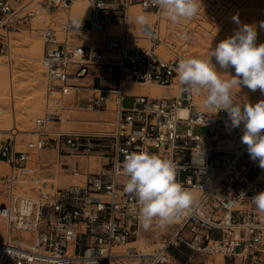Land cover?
Returning <instances> with one entry per match:
<instances>
[{
    "label": "built area",
    "instance_id": "obj_1",
    "mask_svg": "<svg viewBox=\"0 0 264 264\" xmlns=\"http://www.w3.org/2000/svg\"><path fill=\"white\" fill-rule=\"evenodd\" d=\"M77 1L0 0V54L9 50L11 35L31 27L40 13L70 11ZM87 1L89 16L80 17V30L69 26L72 16L62 28L78 39L94 33L100 37L92 46L65 43L48 23L40 31L41 65L52 100L70 96L92 111L112 105L113 128L50 127L63 118L46 110L37 119L36 137L24 149H17L15 139L0 146L10 171L0 176V217L5 221L0 264H195L192 255L203 257L196 264H212L216 257L223 264H264V212L251 201L264 191V169L241 142L243 130L230 128L225 111L204 107L206 91H184L176 72L179 61L188 58L187 39L194 30L206 29L204 12L214 8L212 1L202 0L198 15L187 23L170 22L152 0ZM133 6L154 21L136 23ZM148 84L175 86V93L151 97L130 92L132 86ZM125 98L133 99L132 106H123ZM141 149L171 159L177 180L197 197L163 229L156 221L143 229L139 204L124 191V158ZM200 149L203 167L193 164ZM44 150L55 151L60 169L81 182L59 186L31 168L29 152ZM91 156L103 161L97 171L85 172L79 158ZM145 235H152V247L116 250Z\"/></svg>",
    "mask_w": 264,
    "mask_h": 264
},
{
    "label": "rangeland",
    "instance_id": "obj_2",
    "mask_svg": "<svg viewBox=\"0 0 264 264\" xmlns=\"http://www.w3.org/2000/svg\"><path fill=\"white\" fill-rule=\"evenodd\" d=\"M12 1L26 3L31 0ZM211 1L214 4V8L205 11L204 16L207 21L214 23V26L210 25L205 20L202 25L206 29H196L192 32L191 36L186 41L185 53L187 57L205 58L212 48H215L220 41L232 35L234 30L242 24L255 25L257 28L256 42L257 44L264 43V27L260 26L261 22H264V0ZM80 4V7H83L84 11L87 13V15L84 16L88 17L89 5L83 2H80ZM134 7L133 9L131 8V13L134 18L139 14H144L147 17L148 22L154 21L155 17L153 15L143 13L137 6ZM70 15L75 16L72 10H59L50 15L44 12L40 13L38 18L31 24V27L23 28L19 32L11 35L9 50L4 54H0V146L9 144L11 139H15L17 141V149H24L25 143L36 137L35 132L38 128L37 119H39L46 110L60 113L63 118L62 123H51L49 126H55L66 131H75L74 129L77 128V126H84L85 122L95 123L99 119H104V116L101 114L106 110H89L83 105H78L76 100L70 96L63 97L61 100H58L57 98L52 100L48 94L47 80L44 69L41 65L43 49V40L40 34L41 29L48 23L52 24L53 28L57 30L58 38L65 43L73 41L77 44H87L92 46L94 40L100 37L99 34L94 33L89 37L78 39L75 35L73 36L72 33L64 31L62 23ZM234 17L238 18V21L234 20ZM182 22L187 23V21ZM116 30L117 28H114V31ZM213 63H215L214 58ZM229 72L232 75L235 74L232 69H230ZM223 78L227 79L230 77L228 74H223ZM149 85L162 92H168L173 89L172 87L165 89L155 84ZM261 99H264V94H262L259 89L255 92H252L243 86L241 89H233V100L235 103L241 105L247 103L255 104ZM122 104L125 107H130L133 104V99L125 98ZM110 107L111 106H109L108 109H110ZM109 116L110 121L107 122L108 129H104L105 131H109L113 128L114 113L110 112ZM240 127L243 130V125ZM80 128L83 129L81 131L86 129V127ZM95 131L99 130H92L89 132ZM58 159L59 157L57 153L52 150L29 152V166L36 170L37 173L48 177L53 183L59 185L61 180H67L70 181V183L81 182V180H76L62 171L57 164ZM90 159L93 160V162L90 161ZM81 160H83L84 163V165L81 163V167L85 172L97 171L99 169L98 164L103 161L94 156L80 157L79 161ZM43 163L49 165L41 167ZM88 166H90L91 170ZM9 172L8 165L0 157V176L8 175ZM3 202L4 199L0 193V206ZM4 238L5 221L0 217V240H4ZM139 239L144 242L142 247L138 244L133 245V247H152V235L148 237L145 235ZM184 255L191 256L187 250L184 251ZM183 260H186L184 256ZM201 261H203V257L200 255H192V262L196 264ZM212 264H223V262L220 257H216Z\"/></svg>",
    "mask_w": 264,
    "mask_h": 264
},
{
    "label": "clouds",
    "instance_id": "obj_3",
    "mask_svg": "<svg viewBox=\"0 0 264 264\" xmlns=\"http://www.w3.org/2000/svg\"><path fill=\"white\" fill-rule=\"evenodd\" d=\"M152 4L170 22L180 23L198 15L202 0H152ZM233 19L238 21L236 17ZM135 22L146 25L148 20L146 15L139 14ZM82 23L83 18L78 16H72L68 21L76 30H80ZM260 26L264 27V22ZM256 41V26L242 24L212 48L205 58L181 59L176 72L184 91L194 94L206 91L204 107L214 113L225 111L231 129L243 125L241 142L247 146L251 159L258 160L259 167L264 169V99L243 105L233 100V89L242 86L252 92L259 89L264 94V43L257 44ZM230 69L234 70V75L230 74ZM223 74L230 78H223ZM193 164L204 166L202 149L198 161L193 157ZM122 171L127 177L124 191L138 202V219L145 230L152 227L153 221L159 228H165L177 214L188 210L197 200L195 193L177 180V165L171 159L146 149L126 154ZM251 201L260 212H264V191L252 196Z\"/></svg>",
    "mask_w": 264,
    "mask_h": 264
},
{
    "label": "bare ground",
    "instance_id": "obj_4",
    "mask_svg": "<svg viewBox=\"0 0 264 264\" xmlns=\"http://www.w3.org/2000/svg\"><path fill=\"white\" fill-rule=\"evenodd\" d=\"M80 2H83V3H85V4H87V5H89L90 6V4H89V2L87 1V0H79V1H77L73 6H74V8L73 9H71L72 11H73V14L75 15V16H78V17H83V18H85V16L84 15H87V13L84 11V8L82 7H80ZM134 7V6H133ZM133 7H132V9H133ZM135 8V7H134ZM131 9V10H132ZM70 16H72V15H70ZM91 40L93 41V39L91 38ZM1 64V63H0ZM1 66V65H0ZM172 90H170V91H168V92H162V91H159V90H157L156 88H154L153 86H151V85H144V86H132L131 87V89H130V92L132 93V94H148L149 96H151V97H162V96H169V95H173L174 93H175V86H172ZM258 102V101H257ZM109 106H111L110 107V109H106V111L103 113V114H101V115H103L104 116V119L102 118L101 120L99 119L98 121H96L95 123H87V122H85V125L84 126H77V128H75L74 130H79V131H81V130H83V129H81L80 127H86V129H84V131L85 132H89V131H92V130H99V131H95V132H101L102 130L103 131H105L104 129H108V125H107V122H109L110 121V116H109V113L110 112H113V106L112 105H108V108H109ZM102 113V112H101ZM114 113V112H113ZM182 114H184L185 112L184 111H182L181 112ZM82 120V119H81ZM88 121V120H87ZM93 121V120H92ZM77 122H78V120H77ZM76 122V123H77ZM91 122V121H90ZM241 128V127H240ZM93 159V158H92ZM90 161H92L93 162V160H91L90 159ZM83 165H84V163H83V160H81L80 161ZM98 163V162H97ZM93 164V163H92ZM91 164V165H92ZM97 165V164H96ZM99 165V164H98ZM93 166V165H92ZM91 166V167H92ZM94 167H96V166H94ZM88 168L91 170V168H90V166H88ZM98 168H99V166H98ZM91 172V171H90ZM70 183V181H67V180H61L60 182H59V185L60 186H66V185H68ZM136 244H138V245H140V247H142V245L144 244V242L142 241V240H140V239H138V241H136V242H131V243H129L126 247H123V248H117L116 250L117 251H120V252H132V249L131 248H133V245H136Z\"/></svg>",
    "mask_w": 264,
    "mask_h": 264
},
{
    "label": "crops",
    "instance_id": "obj_5",
    "mask_svg": "<svg viewBox=\"0 0 264 264\" xmlns=\"http://www.w3.org/2000/svg\"><path fill=\"white\" fill-rule=\"evenodd\" d=\"M95 71H96V72H95V75H99V74H100V72H99L98 69H96Z\"/></svg>",
    "mask_w": 264,
    "mask_h": 264
}]
</instances>
